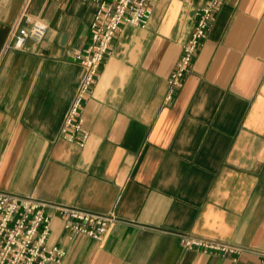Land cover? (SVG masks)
<instances>
[{
    "label": "crops",
    "instance_id": "crops-1",
    "mask_svg": "<svg viewBox=\"0 0 264 264\" xmlns=\"http://www.w3.org/2000/svg\"><path fill=\"white\" fill-rule=\"evenodd\" d=\"M25 2L0 0V190L118 219L98 242L69 237L53 215L59 264H261L186 250L177 234L264 251V0L222 1L171 101L205 0H156L145 27L121 26L81 109L83 148L61 128L94 7L31 0L44 40L3 54Z\"/></svg>",
    "mask_w": 264,
    "mask_h": 264
},
{
    "label": "built area",
    "instance_id": "built-area-1",
    "mask_svg": "<svg viewBox=\"0 0 264 264\" xmlns=\"http://www.w3.org/2000/svg\"><path fill=\"white\" fill-rule=\"evenodd\" d=\"M26 0L3 46V54L21 51L27 41L39 45L45 38L47 25L32 17ZM94 7L90 22V43L78 49L73 60L83 69V76L65 121L61 137L83 148L88 133L83 129L81 109L95 84L111 43L123 25L145 27L151 6L156 0H85ZM223 0H205L195 12L193 31L182 46L181 54L168 78L167 101H171L183 86L186 76L208 32L216 20ZM50 211V212H49ZM60 219L63 231L69 236L83 235L102 241L109 227L118 221L113 213L101 214L75 207L41 201L32 196H19L0 190V264H59L66 251L56 244H48L52 216ZM184 249L230 258L236 262L244 254H252L264 264V251L218 239L178 233Z\"/></svg>",
    "mask_w": 264,
    "mask_h": 264
}]
</instances>
